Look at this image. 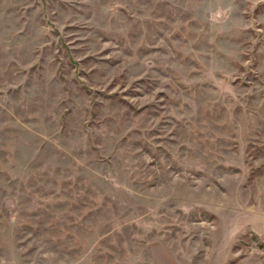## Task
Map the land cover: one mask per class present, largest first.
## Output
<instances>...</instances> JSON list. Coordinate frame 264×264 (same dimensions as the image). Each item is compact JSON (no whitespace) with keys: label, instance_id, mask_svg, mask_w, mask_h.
Returning a JSON list of instances; mask_svg holds the SVG:
<instances>
[{"label":"rangeland","instance_id":"374dc122","mask_svg":"<svg viewBox=\"0 0 264 264\" xmlns=\"http://www.w3.org/2000/svg\"><path fill=\"white\" fill-rule=\"evenodd\" d=\"M0 264H264V0H0Z\"/></svg>","mask_w":264,"mask_h":264}]
</instances>
